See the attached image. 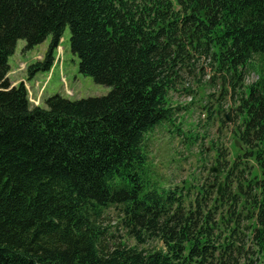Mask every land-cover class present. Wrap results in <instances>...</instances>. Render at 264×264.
Segmentation results:
<instances>
[{
    "label": "trees",
    "instance_id": "trees-1",
    "mask_svg": "<svg viewBox=\"0 0 264 264\" xmlns=\"http://www.w3.org/2000/svg\"><path fill=\"white\" fill-rule=\"evenodd\" d=\"M66 28L78 72L111 90L30 106L8 59L50 37L26 69L49 72ZM200 61L235 94L241 152L217 165L221 194L205 184L192 204L156 184L146 139L162 125L181 135L168 96ZM109 210L133 246L107 240ZM0 264H264V0H5Z\"/></svg>",
    "mask_w": 264,
    "mask_h": 264
},
{
    "label": "rangeland",
    "instance_id": "rangeland-1",
    "mask_svg": "<svg viewBox=\"0 0 264 264\" xmlns=\"http://www.w3.org/2000/svg\"><path fill=\"white\" fill-rule=\"evenodd\" d=\"M4 1L0 0V9ZM50 40V37L46 38L31 50H25V41L19 40L8 59L9 83L25 85L32 102L30 106L45 107V100L56 94L68 100H80L101 97L111 90L78 72V59L69 49L68 28L54 53L56 61L52 69L28 79L27 67L43 59ZM196 67L194 73L185 77L183 85L168 96L170 106L176 109L174 124L179 126L181 135H177L175 127L162 125L146 139L149 170L156 184L164 188H182L183 194H188L187 202L192 204L196 198L201 199L200 190L205 184L215 198L217 186L220 183L223 186L226 176L225 171L218 170V163L222 167L225 164L228 169L241 152L233 135L239 124L233 111L235 94L228 86L223 90L220 80L207 63L200 61ZM255 79L254 74H249L246 83ZM221 118H225V121L222 122ZM218 150L223 157H217ZM250 164L253 165L252 162ZM212 168L217 171L211 172ZM102 225L110 234L107 237L109 242L123 241L127 246L134 245V241L126 238L119 225L117 211L109 210ZM143 246L158 248L160 245L150 242Z\"/></svg>",
    "mask_w": 264,
    "mask_h": 264
},
{
    "label": "water",
    "instance_id": "water-1",
    "mask_svg": "<svg viewBox=\"0 0 264 264\" xmlns=\"http://www.w3.org/2000/svg\"><path fill=\"white\" fill-rule=\"evenodd\" d=\"M211 172H216L215 168H212L210 170ZM221 188H222V183L219 184L218 189H217V194L219 195L221 193Z\"/></svg>",
    "mask_w": 264,
    "mask_h": 264
}]
</instances>
